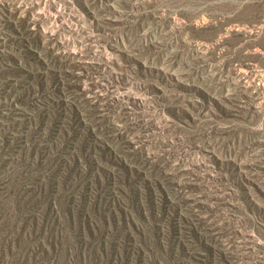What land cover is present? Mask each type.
Segmentation results:
<instances>
[{"label": "rangeland", "instance_id": "374dc122", "mask_svg": "<svg viewBox=\"0 0 264 264\" xmlns=\"http://www.w3.org/2000/svg\"><path fill=\"white\" fill-rule=\"evenodd\" d=\"M0 264H264V0H0Z\"/></svg>", "mask_w": 264, "mask_h": 264}, {"label": "trees", "instance_id": "16d2710c", "mask_svg": "<svg viewBox=\"0 0 264 264\" xmlns=\"http://www.w3.org/2000/svg\"><path fill=\"white\" fill-rule=\"evenodd\" d=\"M55 80H57L56 77H55L54 81ZM204 95H206V94H204ZM204 95H203V98H204V100L206 102L209 101V99H211L207 95H206L207 96V98H206ZM223 99H225V100L227 99L230 103L233 102L231 96H228L227 98H223ZM212 100H213V102H214L215 105L216 104L218 105V102L220 101L219 99H215V98H213ZM71 110L75 113V115L78 118L81 117L80 116V112L78 110H75L73 107L71 108ZM83 110H85V109H83ZM84 112H85L86 116H92L94 111L87 110V111H84ZM81 123H82V121H81ZM217 162H219V161H217ZM222 164H223L224 168L227 169L228 174L230 175V179H232V180H234L236 182L235 184H237L239 186V189L242 192L245 191L246 190L245 189L246 187L244 185V181L246 180V178H245V176H244V174L242 172H239L238 171V166L235 165V162L233 160H229L227 162H223ZM251 167L254 168L255 165H251ZM176 227H177V225L174 226L175 229H177ZM189 231H190L189 233H191L194 236L195 240L200 243V246L202 245L203 247H205L208 250V253H209L210 257L215 256L216 250L213 247V245L208 242L209 239L212 240V238H213L212 235L210 236V234H207V233L205 235L204 233H202L195 226H191L190 229H189ZM219 255H220V257H222V253L221 252H219Z\"/></svg>", "mask_w": 264, "mask_h": 264}]
</instances>
